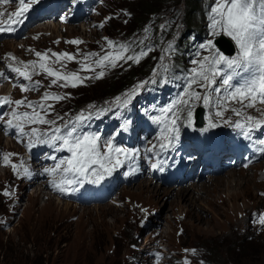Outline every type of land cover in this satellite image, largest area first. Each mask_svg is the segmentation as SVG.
<instances>
[{"label": "rangeland", "instance_id": "1", "mask_svg": "<svg viewBox=\"0 0 264 264\" xmlns=\"http://www.w3.org/2000/svg\"><path fill=\"white\" fill-rule=\"evenodd\" d=\"M51 1L0 0V27L4 25V31L11 32L0 33V68L4 69V62L13 57H18L21 65L20 69L9 67L4 71L7 76L11 71L9 80L15 83L10 94L0 98V117L7 113V117L0 118L4 124V127L0 126V159L1 163L6 161L7 165H14L24 156V162L35 164L31 158L36 154L35 161H40L38 168L49 173L48 182L68 191L52 189L48 184L51 187L49 193L47 185L44 189L37 180L36 173V183L28 186L23 179L32 177L29 170L20 176L0 166V264H146L141 262L146 257L143 248L157 239L156 234L162 237L168 250L174 248L184 254L179 261L182 264H204L198 258L191 261L185 255L186 251H192V247L215 264H264V231L254 229L249 220L253 210H264V184L256 182L259 178L264 179V155L253 165L264 150V133L248 144L224 138L219 142L217 152L209 155L216 164L220 162L219 156L224 149L234 152L230 159L235 156L243 158L244 163L239 166L228 164L231 170L227 173L234 172L232 175L220 177L225 182L230 181V187L221 185L217 188L211 180L201 182L202 178L196 185L207 186L202 191L192 189L190 200L175 197L180 187L195 185L187 174L196 170L197 175H201V165L205 162L204 159L189 160L190 155L185 152L192 146L190 137L185 136L191 124L184 131L187 123H180L178 115L192 113V106L181 110L187 99H198L197 105L206 108L205 120L210 124L219 100L208 96L211 90H215L212 87L222 82L213 97H223L222 90L231 86L227 90L231 99L225 105L226 114H232L236 120L247 115L252 117L249 124L255 123L253 118L256 123L263 120L260 126L264 124V109L257 105L258 100L252 98L250 103L236 95L238 90L246 96L257 91L258 97L264 98L260 97L264 94L262 81L259 83L253 78L264 76L261 71L264 54L259 53L252 57V61H247L248 44H254L257 40L254 36L264 30V0ZM255 2L256 5L248 9ZM56 5L61 11L59 20L66 19L65 25H34L42 19V13L51 15L48 11L55 9ZM192 5L196 10L212 8L205 13L200 10L190 13L192 27L202 28L205 35L199 40L203 54L190 72L187 84L180 85L173 100H168L170 91L163 94L164 100L158 107L163 108L162 112H153L154 106L136 109V116L128 125L113 122L112 112H119L121 103L139 105L141 99L134 97L133 93L155 80L172 63L170 50L173 51V42L186 25L184 21ZM225 6L228 12L223 10ZM249 10L255 15L254 27L247 29L245 39L248 43L242 45L240 30L250 16ZM81 13L84 15L77 20ZM143 16L144 21L138 24L136 20ZM94 17L100 26L97 31L85 28L91 26ZM83 22L84 28L80 27ZM226 27L227 35L236 45L234 56H225L213 42L217 30ZM12 34L21 38H13ZM163 34L170 35L168 45ZM62 35L61 41L53 40ZM24 42L31 48H26ZM263 46L264 37L260 36L258 47L264 50ZM61 53L64 55L59 57ZM30 55L36 60L35 67L40 65V70L32 68L26 86L20 75L27 72L23 58ZM192 57L186 59V63ZM205 65L215 72L202 71ZM131 68L140 70V74L129 91L124 95L105 94L108 85L117 83L118 71L125 73ZM67 72L76 74L78 83L70 82L71 78L65 77ZM202 73L208 78L204 77L202 83H198L203 78ZM171 76L175 82L176 75L171 73ZM0 81H7V77ZM165 86H170V81L162 78L158 87ZM103 103L106 107L101 109ZM26 109L29 114H19ZM82 111L94 112V116H85ZM41 113L54 117L55 121L31 123V119L38 120L36 115ZM12 115L15 118L10 125L6 119ZM82 117L86 124L80 128ZM19 119L22 121L19 124L25 125L18 126ZM9 121L12 123L11 118ZM68 122H71L70 127L62 132L60 129ZM194 131L187 133L198 144L201 136H195ZM42 133L45 135L41 136ZM214 137L216 134L212 139ZM245 137L241 138L246 142L254 140V137ZM173 141L177 145L174 156L169 151ZM50 143L57 149H52ZM31 146L36 148V153L31 154ZM48 148L54 151L45 154ZM104 148L108 149L103 152ZM85 150H89L91 157L75 167L74 153ZM67 151L72 152L68 168L51 172ZM165 154L167 156L163 159ZM171 159L172 165L167 169L165 164ZM180 165L184 168L182 174L174 170ZM223 171L215 176L224 174ZM107 173L110 176L105 184V176L100 177ZM38 174L42 173L38 171ZM85 181L98 188L84 186ZM148 181L151 188L160 189L159 195L151 193L149 196L148 192L137 190ZM215 182H218L217 178ZM71 193L77 198L70 197ZM67 195L69 197H65ZM75 201L81 204L76 206ZM160 220L159 227L156 223ZM168 259L170 264H175L174 255ZM149 261L148 264L153 263V259Z\"/></svg>", "mask_w": 264, "mask_h": 264}, {"label": "bare ground", "instance_id": "2", "mask_svg": "<svg viewBox=\"0 0 264 264\" xmlns=\"http://www.w3.org/2000/svg\"><path fill=\"white\" fill-rule=\"evenodd\" d=\"M47 52V51H46ZM44 54H45V52H44ZM39 58V57H38ZM16 60V62H15V60ZM24 59V62H25V64H23V66H25L26 65V67H27V74L26 75H24L23 77H21L20 78V80L22 79V80H24V85H28V82H29V80H27V78L29 77V75L33 72L32 71V68L34 67L35 69H36V71H39L40 70V65L38 64V66L37 67H35V65H34V62H36V60L30 55V56H27V57H24L23 58ZM7 61L10 63V64H8L7 63ZM7 61H5L4 63V65L6 66L4 69L3 68H0V76H1V78H0V80L2 79V77H5L6 75H4V71H6V69L8 68V67H11V66H14V67H21V65L19 64V61H20V59L18 58V57H13V58H11V59H8ZM42 67V66H41ZM24 72V71H23ZM10 79V77H7V80H9ZM264 81V80H263ZM34 88V87H33ZM237 96H240L241 98H243V99H245V100H248L249 102L251 101V99L252 98H254V99H257L258 100V103H257V105L259 104V106H261V109H264V98H259L258 97V94L256 93V92H253L252 94H248L247 96L245 95V94H243V93H240L239 92V90H238V92H237V94H236ZM14 101V100H13ZM251 103V102H250ZM249 103V104H250ZM263 105V106H262ZM29 114V110L28 109H26V110H24V111H19V114ZM5 116H7V113H5V114H3V115H1V117L0 118H3V117H5ZM250 118H252V117H248V120L250 119ZM254 120H255V123H250L249 124V128H248V133L246 134V137L245 138H247V137H254V135H253V133L255 132V129L256 128H258V127H261V128H264V124L262 125V126H260L262 123H263V120H262V122L261 123H256V119L255 118H253ZM20 125V124H19ZM0 126H3L4 127V124L0 121ZM205 130V129H204ZM203 130V131H204ZM194 130H193V128H192V126L190 125V127H188L187 128V132H193ZM195 132V131H194ZM208 132V133H207ZM210 132V133H209ZM207 133V136L204 138V134H206ZM215 134H214V132H211V131H208V130H206V131H204V132H195V136H201V138L199 139L200 140V142L198 143V144H202V147L203 148H205V152H207L208 151V148H209V144L208 143H212V137L214 136ZM211 137V140L209 141V138ZM216 137H217V135H216ZM215 138V137H214ZM204 144V145H203ZM27 163H28V166H29V168L32 170V172L35 174H37L38 176H37V180L39 179V178H41L42 176H43V174H38V171H37V167H36V163L34 164V163H32V161H30V163L27 161ZM200 166V165H199ZM212 167L211 166H209V165H206V167H205V170H207V171H211L212 169H211ZM184 169V168H183ZM203 169V168H202ZM252 168H250V169H248V170H251ZM227 172H229V171H226V172H223L224 174H222V175H219V176H215V175H217V174H213V175H211V178H209V179H207V180H211L212 181V184H213V182H214V184H215V186L217 187V186H221V185H228L227 187H230V185H231V182L230 181H224L223 180V178H220V177H225L226 175H229V174H231L232 175V173H234V172H232V173H227ZM201 174V173H200ZM213 176H215V177H213ZM254 177H255V175H253ZM218 179V182L216 183L215 182V179ZM256 178V177H255ZM39 181V180H38ZM206 181V180H205ZM143 182V181H142ZM258 184H264V179L263 178H259L257 181H256ZM149 183H151V182H146V183H143V184H141L139 187H137V190L138 191H140V192H148L150 195L149 196H152V194L151 193H154V195H159L160 193H161V191H160V189H157V188H151V186H150V184ZM197 184V183H196ZM192 185V186H189V187H183V188H180L179 189V191L178 192H176L177 194H176V199H183V200H190V191L192 190V189H195V188H197L198 190H203V188L205 187V186H207L206 184H198V185ZM217 184V185H216ZM47 187L48 188H51L49 185H47ZM218 188V187H217ZM167 190V189H166ZM167 191H170V190H167ZM42 192H44V191H42ZM170 193L172 194V191H170ZM68 196V195H67ZM70 197H75L74 196V194L73 193H71L70 195H69ZM230 197V196H229ZM176 199H174L173 200V202H176ZM225 202V200H223V202L222 203H224ZM181 206V205H180ZM79 207V206H78ZM249 217V215L247 216V218ZM157 224V226H160L161 224H162V221L160 220L159 222H157L156 223Z\"/></svg>", "mask_w": 264, "mask_h": 264}, {"label": "trees", "instance_id": "3", "mask_svg": "<svg viewBox=\"0 0 264 264\" xmlns=\"http://www.w3.org/2000/svg\"><path fill=\"white\" fill-rule=\"evenodd\" d=\"M198 10H200V9H198ZM198 10H196V7L192 5L191 8L187 11L188 16L186 17L187 18L186 26H185L186 31H185V33L182 34L183 37H185L188 30L190 28H192V21H191V19H189L190 13L193 11L198 12ZM147 11H152V10H146L145 12H147ZM144 19H145V16H143V18H141L140 20H136V21L139 24V23L143 22ZM188 20H190V21H188ZM139 74H140V70H136V69H132V68L128 69L127 72H125V73H123L121 70H119L118 75L115 77L117 83L115 82L116 84L112 83V84L108 85L109 88H108L107 93H105V94L112 95V94L118 92L122 88H124V87L128 86L130 83H132L136 79V77H138Z\"/></svg>", "mask_w": 264, "mask_h": 264}, {"label": "water", "instance_id": "4", "mask_svg": "<svg viewBox=\"0 0 264 264\" xmlns=\"http://www.w3.org/2000/svg\"><path fill=\"white\" fill-rule=\"evenodd\" d=\"M222 39H219L218 40V42L222 45V43L225 45V46H228V47H230V48H228L227 47V51L229 52V53H232L234 50H233V47H232V44H231V42L227 39V38H225V37H221ZM224 38V39H223ZM224 40V41H223ZM227 41V42H226ZM227 43V44H226ZM229 44H231V45H229ZM231 50V51H230Z\"/></svg>", "mask_w": 264, "mask_h": 264}]
</instances>
